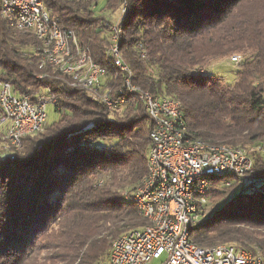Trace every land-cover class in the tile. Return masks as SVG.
<instances>
[{
	"label": "trees",
	"instance_id": "obj_1",
	"mask_svg": "<svg viewBox=\"0 0 264 264\" xmlns=\"http://www.w3.org/2000/svg\"><path fill=\"white\" fill-rule=\"evenodd\" d=\"M103 2L42 0L117 75L116 85L106 23L125 3L119 51L132 82L180 101L192 139L264 142V0ZM40 49L33 34L0 16V81L18 96H52L59 114L25 136L13 158L0 128V264H105L115 238L147 224L132 195L147 173L151 121L140 105L108 108L52 66L41 68ZM233 54L241 59L232 83L200 72ZM252 158L248 177L228 176L230 184L210 194L203 221L189 231L192 243H233L264 257V149Z\"/></svg>",
	"mask_w": 264,
	"mask_h": 264
},
{
	"label": "built area",
	"instance_id": "obj_2",
	"mask_svg": "<svg viewBox=\"0 0 264 264\" xmlns=\"http://www.w3.org/2000/svg\"><path fill=\"white\" fill-rule=\"evenodd\" d=\"M125 14L123 3L106 23L107 60L121 76V84L116 85L117 75H108L74 32L60 27L42 0H0V16L15 30L40 41L41 68L52 66L67 77L71 87L84 90L108 108L140 105L151 121L147 173L132 195L147 224L115 238L105 264H264L259 253L237 244L200 247L189 240L191 227L203 221L210 194L228 186V176L248 177L252 154L262 151L264 142L235 147L188 137L180 101L155 97L132 82L133 72L119 51ZM229 59L236 64L241 56L233 54ZM48 104L55 105V98L18 96L10 82L0 81V128L12 158L25 136L42 131Z\"/></svg>",
	"mask_w": 264,
	"mask_h": 264
},
{
	"label": "rangeland",
	"instance_id": "obj_3",
	"mask_svg": "<svg viewBox=\"0 0 264 264\" xmlns=\"http://www.w3.org/2000/svg\"><path fill=\"white\" fill-rule=\"evenodd\" d=\"M103 0H99L98 7L103 6ZM235 71L236 64L231 62L229 58L218 59L213 61L206 70L208 75L219 76L225 83L230 84L235 80ZM122 111H119L121 113ZM59 118L58 112L54 111V106L52 104L47 105V116H46V124H50L53 121ZM45 130V125L42 131ZM7 149V145L5 146ZM210 207V205L208 206ZM157 262H151L150 264H156Z\"/></svg>",
	"mask_w": 264,
	"mask_h": 264
}]
</instances>
